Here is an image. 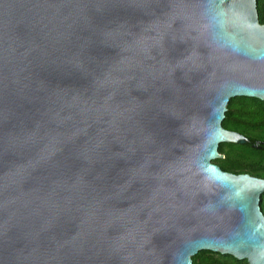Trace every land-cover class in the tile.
Returning <instances> with one entry per match:
<instances>
[{"label": "water", "instance_id": "water-1", "mask_svg": "<svg viewBox=\"0 0 264 264\" xmlns=\"http://www.w3.org/2000/svg\"><path fill=\"white\" fill-rule=\"evenodd\" d=\"M234 96L259 0H0V264H264V177L212 161Z\"/></svg>", "mask_w": 264, "mask_h": 264}, {"label": "trees", "instance_id": "trees-1", "mask_svg": "<svg viewBox=\"0 0 264 264\" xmlns=\"http://www.w3.org/2000/svg\"><path fill=\"white\" fill-rule=\"evenodd\" d=\"M259 21L264 23V0H259ZM221 124L243 134L249 141L219 143L218 152L222 156L212 161L225 171L264 177V100L249 96L231 97ZM261 208L264 212V192ZM191 258L193 264H249L246 259L208 249L199 250Z\"/></svg>", "mask_w": 264, "mask_h": 264}]
</instances>
